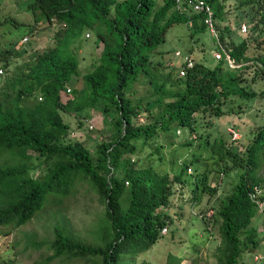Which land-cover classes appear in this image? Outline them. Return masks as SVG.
Segmentation results:
<instances>
[{"label": "trees", "instance_id": "obj_1", "mask_svg": "<svg viewBox=\"0 0 264 264\" xmlns=\"http://www.w3.org/2000/svg\"><path fill=\"white\" fill-rule=\"evenodd\" d=\"M208 2L216 18L220 17L223 5L219 0ZM30 10L39 12L48 26L59 24L63 29L54 48L12 71L16 46L0 52L2 69L7 72L0 90V158L7 156L8 161L16 162L0 167V226L25 225L50 197L69 196L79 181L86 180L106 206L104 243L102 247L86 246L56 227L51 259L98 258L101 264H121L123 257L147 253L163 238V230L172 222L163 209L169 207L176 184L189 168L185 165L171 177L152 164L132 163L130 156L143 152L162 134L177 135L178 128L193 132L198 116L221 114L222 105L234 97H256V92L245 90L240 77L228 70L229 59L235 64L245 61L249 44H233L227 48L225 60L214 67L196 62L183 78L177 70L183 89L168 103L164 96L171 79L162 83L150 79L154 99L146 110L152 113L160 107L161 111L143 123L142 107L131 98L134 86L152 75L154 58L163 55L158 47L169 31L175 25L191 23L193 33L205 30L201 17L179 13L176 0H33ZM8 21L2 19L0 8V26ZM98 25L105 28L104 34H96L104 42L102 55L94 70L83 77L85 91L73 89L69 96L67 89L80 70L71 46L85 30ZM39 29L40 25L35 26L28 33ZM221 40L224 42L223 36ZM101 101L114 112L110 138L99 142L94 152L79 142H65L71 125L63 113H81ZM261 147L264 129L249 146L247 159L235 165L246 170L234 192L209 219L220 224L223 236L220 264H239L241 255L257 246L256 231L250 229L258 215L251 193L255 186H262L253 174ZM41 167H45L44 175L34 179L32 171ZM202 186L205 193L216 192L209 188L206 175L199 178L196 190Z\"/></svg>", "mask_w": 264, "mask_h": 264}, {"label": "rangeland", "instance_id": "obj_2", "mask_svg": "<svg viewBox=\"0 0 264 264\" xmlns=\"http://www.w3.org/2000/svg\"><path fill=\"white\" fill-rule=\"evenodd\" d=\"M32 2L0 0L1 17L10 20L0 26V52L13 44L17 50L10 71L54 48L57 45V34L63 29L59 24L48 26L39 12L33 13L30 10ZM219 2L223 5L221 16L217 18L219 38L207 29L193 33L192 25H175L169 31L166 41L158 47L163 55L154 58L152 75L143 77L134 86L131 98L141 105L143 123H147L161 111L160 107H156L152 113L146 110L147 104L154 99L155 87L150 79L158 83L171 79L165 90L166 103L173 101L176 93L183 89L175 73L181 65L180 58L176 57L177 52L191 55L195 62L214 67L220 62L215 54H221L225 60L224 51L227 52V48L242 41L249 44L246 59L237 64L236 68L229 67L228 70L240 77L245 90L256 92L257 96L251 99L234 97L222 105L221 114L198 116L193 132L178 128L177 135L172 134L175 138L162 134L143 152L130 156L132 163L139 161L142 167L152 164L162 172H168L171 177L180 173L185 165L192 167L194 172L184 173L182 182L176 184L175 197L169 207L163 209L164 215L172 220L168 224V233L149 252L123 257L121 264H220L223 236L220 224L209 219L234 192L246 170L235 165L247 159L249 146L264 129V0ZM243 24L248 26V33H242ZM38 25L41 29L28 33L30 28ZM104 32L103 25H98L94 30L87 29L72 44L71 49L80 62L79 75L69 86L72 90L85 91L83 77L93 71L99 62L104 42L97 35ZM26 38L29 40L23 42ZM6 74L4 71L0 79V90ZM112 109H107V105L101 101L81 113H63L71 125L70 135L65 142H79L94 152L99 142L112 135ZM231 128L240 134L239 141L232 140L229 133ZM193 135L197 138L193 139ZM157 149H160L159 153ZM198 158L200 161H197ZM7 163L12 165L16 162L8 161L7 156L0 158V167H5ZM44 173L45 167H41L31 174L36 179ZM253 174L262 181L264 188L262 147ZM204 175L208 178L209 188L216 189V192L205 193L201 190L203 186L196 190L199 178ZM262 220L260 214L254 218L250 229L256 231L257 246L247 249L239 258V264H264ZM56 227H61L67 235L83 245L102 247L103 236L108 228L106 206L88 181H79L69 196L50 197L44 209L25 225L0 226V264H101L98 258L51 259L53 250L50 244L55 238ZM242 239H245V234Z\"/></svg>", "mask_w": 264, "mask_h": 264}, {"label": "built area", "instance_id": "obj_3", "mask_svg": "<svg viewBox=\"0 0 264 264\" xmlns=\"http://www.w3.org/2000/svg\"><path fill=\"white\" fill-rule=\"evenodd\" d=\"M176 8L178 12L183 15H194L201 17V23L206 27V29L217 39L219 38L215 10L208 0H176ZM241 30L242 33L245 34L248 33L249 28L246 24H243L241 26ZM87 36L90 37V34H87ZM28 40L29 39L26 38L23 42H27ZM221 48L223 49L222 46ZM224 52L226 53V51ZM176 57L180 58L181 60V65L179 66V77L183 78L190 69L195 67L196 62L191 55L183 54L181 52H177ZM215 57L217 60H223L222 55L219 53L215 54ZM228 64L231 68L237 67V64L233 63L231 59L228 60ZM3 75L4 70L0 68V79L3 77ZM67 94L69 96L72 95V88L69 87L67 89ZM141 121L143 122L144 120L141 119ZM229 133L231 134L232 140L234 142H237L241 139L240 134L237 133L234 128L229 129ZM192 138L196 139L197 137L193 135ZM188 172L189 174H193V168L189 167ZM251 199L257 207L258 214L263 216L262 229L264 232V188L262 186H255L253 192L251 193ZM168 231L169 229L166 227L162 234L166 235Z\"/></svg>", "mask_w": 264, "mask_h": 264}]
</instances>
